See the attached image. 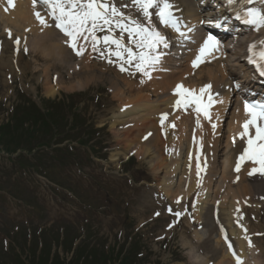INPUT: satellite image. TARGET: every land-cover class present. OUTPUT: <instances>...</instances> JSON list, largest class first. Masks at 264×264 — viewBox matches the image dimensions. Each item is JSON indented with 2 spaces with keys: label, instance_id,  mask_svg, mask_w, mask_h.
<instances>
[{
  "label": "rangeland",
  "instance_id": "374dc122",
  "mask_svg": "<svg viewBox=\"0 0 264 264\" xmlns=\"http://www.w3.org/2000/svg\"><path fill=\"white\" fill-rule=\"evenodd\" d=\"M15 3L23 4V2L20 0H15ZM31 9L32 7L31 8L28 7L26 16H24L23 14L19 12L13 15V18L15 19L14 21H16V24L20 26L21 28L24 27L23 22H25L27 19L32 21V19L30 18ZM1 10H3V8H1ZM132 11H134L137 16H140L139 22L141 24H146V26H148L149 22L145 20V18L137 10V8H133ZM154 25L155 23L152 17L151 27ZM32 32H33V35H36L35 29H33ZM49 41L50 40H47V41L44 40L42 41V43L49 45ZM32 50H34V48H32ZM55 60L62 67H64L65 64H68L70 61L69 60L68 62H65L59 54H56ZM51 66H53L51 68H58L60 70L59 65L54 62H51ZM5 68L7 67H5L3 64L0 66V101L6 98L10 103H13V101L17 97V92L20 90L23 91L27 87L28 81L30 79H31L30 84L33 85L31 89H34V90H31L30 88H26L28 94H31L32 96L39 95V94H42L41 92L43 88H46L45 84L47 82L42 80L41 71L34 73V74L31 71L28 75V71L22 72L20 74L22 70L21 71L16 70L18 74L15 75V73L12 72L11 80L9 79V81L5 83V79L3 76V74H5L6 72ZM188 71H189L188 64L183 65V68L180 71L179 76L185 75ZM178 73L179 72L175 73L173 77L177 78L176 75ZM222 73L225 78L228 77L225 67H223ZM38 75L40 76V79H41L39 82L34 80V78ZM51 75L52 73L50 74V76L47 73L45 80L50 79ZM60 75H61V71H60ZM219 75L220 73L217 74V79H219ZM117 79H119L118 76H117ZM168 79L170 81L173 78L170 79L166 77L161 88L160 87L155 88L153 87V85H150L151 81L148 82L150 84L147 83V85L144 86L145 88H141V90L136 88L131 93L133 102L141 101L145 97V94L147 97H150L149 101H152V100H155L156 98L155 95H158L159 92L162 93L160 95L168 93V89L166 86L168 82L165 83V81ZM204 79H206V77L205 78L203 77V79H201L202 80L201 82H203ZM152 88H154V90ZM119 89H120L119 94L116 91H114L113 93H110L107 95V97L111 95L113 98L116 99V102H115L116 105L119 104L117 100H120L118 99L120 95H121V98L128 97L127 95L125 96L122 95L124 91L121 88ZM165 89L166 91H164ZM220 89L221 88H219L218 91H220ZM103 91L106 92L105 89H103ZM138 93H143V94L137 95ZM147 93H150V95H147ZM165 96H164L165 99L163 100L164 104L170 100L172 102L174 97L171 94L170 96H167V95ZM105 99L107 98L105 97ZM147 99L149 98H145L144 100H147ZM146 105L147 104L143 105V108H141L143 109V111H139L141 115H139L138 113V115H135V117L132 118V121H134L135 124L145 122L143 123V125L144 127H147V130H148L150 129L149 126L151 123V118L154 119L155 115L158 112L162 111L164 108L161 109L158 106L147 108ZM140 106L141 105L137 107H140ZM114 107H117V106H114ZM135 107H136L135 105H132L130 109L127 108L130 111L124 114H121V115L124 116L128 113L129 115H131ZM170 108H173V105H171ZM103 113H104L103 110L99 109L97 106L93 108V118L95 120L99 119ZM105 116L106 114H104L102 118H104ZM187 116L190 117V115H188L187 113L181 112L178 117L176 116L173 117L174 119H176L175 120L176 122L172 121L173 124L176 125L177 127L180 126L179 127L180 128V138L179 140L177 139L176 141V142L179 141L180 144L182 143V140L186 138V136L182 138V135H185V133L187 132V129L190 126V122ZM136 118L137 120H134ZM169 120L170 119H167V121H165V125H166L165 128H166L167 134L171 135V129L168 125L169 123H172V122H170ZM218 123L219 122H217V125ZM224 123L225 121H223V126H225ZM213 124H214L213 122L207 121V122H202L201 125L207 131L208 129H213L211 127ZM239 124L240 122H237L233 118L229 117L226 123L228 127V130L226 132H228V134L225 136V138H229L230 136L232 139L238 138L239 133H240ZM207 125H210V126H207ZM143 129L145 128H143L142 126H137V127L135 126L130 129H125L124 131L121 132V135L117 138L116 142L113 141L112 135H110L108 132L101 131L94 135L93 144L95 145L94 146L95 148L98 147V150H100V147L102 146H106L109 149L110 148L114 149V151L117 150L116 149L117 147H119L118 150L119 149L124 150L125 149L124 147H127V146H120L121 145L120 143L122 142L119 139L130 138L131 141L134 140L135 142H137V139L140 136ZM156 129L157 128H155V130ZM223 129L218 128L217 131L219 133L217 136L219 137H217V140L215 141V146H217V148L221 145L222 142H223V147H224V149L221 152L222 154L221 153L218 154L219 163L215 162V166L212 165L210 167L211 170H210V173H208L209 176L204 178L203 180L205 181V186H206V181L208 183L209 179H211L212 183H214V178H215L214 176L215 174H218L217 181L215 179L216 181L215 185L213 184V192H211L210 194V196L212 197L211 202L213 204L216 202L220 203L221 201L220 206L222 208H225L226 206L230 204L231 200L233 199L241 200L242 198V201L238 205L241 213L242 214L249 213L245 215L246 219L251 223L252 222H254L255 224L257 223L256 229L258 231L264 230V225L261 226L264 223V175L257 174V175L252 176L251 178H248V177L246 178L244 176H241V179L236 184H231L229 182V178L231 174L240 175V174H243L244 171L242 172L234 171L233 168L231 167L232 160L228 159L227 154L234 156L236 153L242 150L243 143L241 140L238 139L239 143L233 145L232 147L230 145L228 146V142L226 140L222 141V139H220V136L222 133L220 131H222ZM215 131L216 130L213 129L212 132L215 133ZM212 132L211 134H213ZM204 133H205L206 138H208L209 137L208 133L205 131ZM171 141L172 140H169V142ZM204 141L205 143H207L205 138H204ZM227 146L229 150L228 153L227 151H224ZM130 148L131 147H129L128 149ZM150 148L154 152V153L151 152L150 156L146 158L143 157L142 154L144 155L150 154L149 149H143L141 150L142 154L140 153V151H138L137 155L136 154L134 155L135 159L128 161V163L124 166V170H127V174L131 176V178L133 179L131 186L125 183V181L122 182L120 180L121 177H118L114 175L113 173H111V170H112L111 168H113L111 167V165H109V168H108L109 173H107V178L98 176L95 174L94 171H88L85 168H81V167L79 169H76L75 167L71 169L68 166L64 168L63 174L65 175L71 174L72 176H75L76 179L73 181L76 184H78L80 188H83V187L86 189L92 188L95 190V192L98 195H100V199L96 197V202L94 203V206L97 207V209L89 208L87 204L90 201V199H88V197L86 196H78L80 200L78 202V201H75L73 197L68 198L67 193H65L61 189H57L55 187L54 189L47 188L46 186L43 185L44 182L38 179L36 175L37 173L33 171L32 167L27 168L26 166L22 168L15 161L7 159L5 155H2V153H0V192H4L7 195V196H4L5 201L0 197V235H5L7 237L11 236V239L13 241L15 239L17 240V246L19 248L18 251L20 253L21 258L25 262H28V259L31 258L29 257L28 255L29 252L27 251V248L29 246L21 245L19 241V237L24 241L23 239L24 233L26 234L33 233L36 235V232L38 229L45 228V227H47V230H46L47 233L51 235H55L56 238L61 237L60 235L64 234V232H62V229L73 231L71 234L72 238L79 236L80 239H83V242L81 241L80 244H82V246H85L87 248H93L95 250L96 256L99 257V256L104 255L106 252H108L110 246H112L114 242H117L118 246L120 244H125L126 242L125 234L129 230L130 226L133 225L132 231L133 229L139 228L140 234L142 235L143 239L146 241L150 250H152L153 255H152V258L150 259H153L154 257H156L160 261V264H186L185 263L186 257L183 254L185 249L182 247L183 245H182L181 239L183 238V235H185L184 230L186 231V233L188 232L192 233L194 230L198 229V226H194V224H192V221H194V218H192V215L190 218H187L186 216H182L184 220L181 221L182 222L181 225L173 227L169 231L167 230L168 233L163 238L154 239L156 236L161 234L164 226L169 223L168 221L170 219V216L172 214H175L174 209L173 210L168 209L169 204L170 206L177 205L178 201L186 199V196H183L185 192L183 188L181 187V184H182L181 180L179 181L181 183L180 184L178 183L175 186V188H173L170 185H167V187H164L162 189L166 191V194L170 195L168 197L169 200L167 201V205H166L167 214L165 215V217L160 216L157 219L153 220L150 218L152 210L149 211L145 207L138 208L136 204L137 203L136 198L140 199V195L143 193L144 190L146 189L156 190V186H158L159 184H162V180L165 178V173L167 174L166 181L168 180V183L170 182V184L174 180V178L169 177L170 175H172V173L173 174L178 173L179 174L178 179H181L184 173V171L182 170L183 168L182 163H180L177 160L175 161L171 160L170 157L167 158V160H165L166 156H168L171 153V151H172V155H176L177 145H173L171 143L169 149L167 150L168 152H166L165 150L166 148L165 143L161 144V143L153 142ZM128 149H125V150L128 151ZM85 150L87 152L86 154H83L82 157L77 158L76 156H74L75 159L74 158L72 159H74L75 161L79 163H82V165H84L83 163H86V164L90 163L95 168L99 167V165H102L103 167V164H100L99 162L93 161L91 159L95 153L92 148L85 149ZM75 152H77V149L75 150ZM150 157L153 158L154 160L153 159L148 160V158ZM31 161H33V159ZM181 162H182V159H181ZM176 167H178V169H176ZM121 168H123V166ZM50 169H52L50 164L48 166V169L46 168L43 169L40 166V171L42 175H45V172H47V170H50ZM115 170L117 169L115 168ZM181 170H182V174H181ZM56 175H61V174L58 173ZM52 176H54L53 173H52ZM168 178H170L171 181H169ZM104 179H107L108 182L104 183L103 182ZM190 180H191V183L189 186L195 187L196 182H194L193 177H191ZM251 181L253 182V184L251 183ZM211 187L212 186H210V188ZM177 191L181 192V195L179 197L178 195H176ZM35 193H37L38 195V200L42 199L44 201V205L38 206L37 203L33 202V204L23 206L22 204H27V202H29L27 201V198L29 196L32 198L35 197ZM11 195H18V196L15 200L14 198H12ZM45 195H46L47 201L52 200L55 203V205L57 206L56 208L51 203L50 204L51 210H49L48 206L45 204V199H44ZM87 195L91 198L89 194ZM126 202H128V205L125 208ZM170 202H172V205ZM107 205L108 207L104 211L99 210L101 206H107ZM65 208H67V211L63 213V210ZM206 209L207 208H205L204 214H203L204 218H206ZM250 212H253V213L251 214ZM223 213L226 215L228 214L227 212L224 211V209H223ZM128 216L130 217V219L128 218ZM14 226H16V228L19 227L18 233L16 234H13ZM21 228L23 230V234L19 236ZM46 238H47L46 242H49V241L52 242L48 234H46ZM39 241H41V239L38 240V242L34 241V243L32 244L33 248L35 249L37 248V245L35 244L36 243L39 244ZM77 241H79V239ZM7 242H10V241H7ZM262 242H264V240H260V243ZM56 244L57 242H55L54 246H52L53 253L55 250L59 251V248L56 247ZM126 246L127 245H125L124 247ZM257 246L259 248L254 246V250L261 248V244ZM211 249L216 250L215 248L214 249L211 248ZM60 250H61V247H60ZM206 251H207L206 249H202L203 253H206ZM60 254L64 258V261L67 263L72 256V254L70 253L63 252ZM187 254H190V252L189 253L187 252ZM189 256H191V254L188 255V258L191 264H193ZM221 260L222 258H220L219 256L218 259L214 261V263L220 264ZM0 264H6V262L0 261ZM78 264H83V261L82 262L79 261Z\"/></svg>",
  "mask_w": 264,
  "mask_h": 264
},
{
  "label": "snow or ice",
  "instance_id": "6c2138e0",
  "mask_svg": "<svg viewBox=\"0 0 264 264\" xmlns=\"http://www.w3.org/2000/svg\"><path fill=\"white\" fill-rule=\"evenodd\" d=\"M6 2L8 7L4 10L7 12L9 8L14 7V0H6ZM236 2L237 0H225L228 5H234ZM37 3L46 9L47 16L54 21V26L68 37V46L77 55L83 54V46L77 50V41L80 39L90 41L93 51L101 52L102 56L103 51L99 47L100 45L109 47L115 45L114 51H108L109 56H115L129 65L135 62L136 71L150 78V70L160 63L163 56V53H158V49L161 45L165 48L168 47L166 37L155 27L145 26L139 21L124 16L111 3V0H32L33 9ZM239 3L242 7L236 14L237 20L248 25L253 31L264 27V0H239ZM257 3L262 7H244ZM133 4L149 22V25H151L153 16V12L150 10H155V16L162 25L174 30L182 37L185 36V33L180 29L179 18L174 14V5L171 0H133ZM33 14L39 23L45 27L48 26L39 11H34ZM113 28L119 29L121 33L119 38L112 35ZM104 30H107L108 34L98 38L96 33ZM124 33H127L130 43L134 44L138 51L134 52L131 47L124 44ZM16 43L19 44V39L16 40ZM218 51V41L209 35L192 63L193 68L207 62V57L215 58L213 54ZM246 52L247 62L256 67L261 75H264V41L249 43L246 46ZM125 53L127 54L126 59ZM109 62L112 61L109 60ZM120 70L126 71L127 69L121 65ZM210 88L211 85H204L197 91L189 89L183 84H177L173 90V95L177 97L173 107L176 110L192 108L196 113L202 114L205 119H210L209 109L214 103ZM245 112L248 119L241 125L242 130L239 133V139L244 141L245 147L237 159L235 171L239 172L244 163L251 162L259 167H254L248 174L251 176L259 171L264 175V103L246 102ZM160 119L163 127L168 119V114H162ZM168 126L174 127L175 125L169 124ZM202 170L198 161V177Z\"/></svg>",
  "mask_w": 264,
  "mask_h": 264
},
{
  "label": "bare ground",
  "instance_id": "6f19581e",
  "mask_svg": "<svg viewBox=\"0 0 264 264\" xmlns=\"http://www.w3.org/2000/svg\"><path fill=\"white\" fill-rule=\"evenodd\" d=\"M20 1H22L24 5L21 4V3H17L16 5H17V8L18 9L13 13V15H15V14H17V12H19V13L23 14L24 16H26L27 15V9H28V7H30V8L33 7L32 6V2H31V0H20ZM209 1L210 0H205L203 2H207L206 4L209 5V4H211V3H209ZM171 3H173V5H174V8H173L174 14L177 15V17L179 18L181 31L184 32L186 38L188 40H190V43L188 44L189 46H187V48H189V47L194 48V47H196L198 45L199 46H198V48L196 50H194V52L190 53L188 51L187 52L188 54L187 53H181V55L176 54V53H173V51L176 50V49H173V50H171V56H169L167 54H164V51H166L164 49L165 47L163 49H160L159 48L158 53H163V56H162V59H161L160 63L157 66V69H153V71H152L153 72V75H154V76H152V79L153 80L157 77L155 74H158L159 75L160 72H163L164 73V69L163 68H164L165 64L167 65V64H175L176 63V61H174L173 58H180L182 55L186 54L187 56H189L187 58V60L189 58H191L190 61L193 63V61L196 58V56L194 57V53L197 51L196 52V55H197V53H198V51L200 49V46L207 39V37H205L204 40L201 39L200 41H198L197 38H196V34L198 33L199 28H200L198 26V22L201 20L200 15H199L200 14V8H202L201 7L202 6L201 2L199 3V2H197V0H171ZM213 6L217 8L216 10H213L215 12L214 13L206 14L207 16H210V14H213L214 19H212L210 21L212 23H216L218 20H220V19H222V18L225 17L226 11L224 9L225 7H223V6H226L227 9L231 8V6L234 7V12H238L240 10V8L242 7L241 4L239 3V0H237V2L234 5H228L227 3H225V0H217L216 3H213ZM251 6H255V7L258 6V7H260V5H257V4H255V5H248V6H244V7H251ZM35 10H40L41 16L44 17V19L46 20V22L48 24L47 29H45L43 31V33L51 30V31H53L54 35H57L56 30H54V28H52L53 26H51V24L48 22V19H47L48 16H45L44 15V13L42 12V9L39 8V7H35ZM205 22H208V21H205ZM224 27L226 28L227 26L224 25ZM234 31H235L236 34H234L232 36V39H234L236 37V35L238 33H240L242 30L235 28ZM170 32L173 35V37L176 38L178 41H181L182 40L183 37L180 36L179 33L175 32L172 29H170ZM215 39H216V41H218V46H219V51L218 52H215L213 54L215 58L207 57V62L201 64V67L199 69H196V68L194 69L193 66H192V64H190V62H189L188 63V70L189 71L186 74H188V75L191 74L192 75V73H193V75H192L193 78L192 77H189L188 82L187 81L185 82V80L182 79V76H178L177 78H174L173 77L174 74L177 73V72H179V71H173V75L172 76H170V74H166V75L168 76L167 78H169V77L173 78L172 79L173 81L171 82V87L172 88L170 90L171 91V95H172L173 90L175 89L177 83H180L181 81H184V84L183 85L185 87H187L189 89H196L198 91L201 87H203V86H199V85H202L203 84V82H201L202 81L201 79H203V77L204 78L206 77V79H204V80L207 81V84H205V85H211L210 93L212 94V96L214 98V103L210 107V116H211V118L208 120V122H213L214 123L213 125L216 124L215 127H213V125L211 126L216 131H215V133L212 132L213 129H208L206 131V129H204L202 127V125H201L202 122H204L205 120H203L201 117H199V115H197L195 117L196 118V121H199V123H197L196 126H197V129H201V128L204 129V131L208 133V136H210V134L212 132L213 134L216 135V140H217V137H219V136H217L218 133H219L217 130H218V128L219 129H223L224 128L223 121H224L225 118L231 117L235 121L240 122L239 127H240V132H241V125L245 121L243 119H245L247 115L246 116L243 115V111H245V107H244L243 103H240L239 105L235 103V106L233 107V109L232 110L230 109L231 106L233 105V103L235 102V100L237 101V98H239V96L236 94L235 98L234 99H231L234 96L232 93H235V92H233V82H231V80H229L228 77L225 78L224 75H223V73H222V69H223L224 66L227 65V62L228 61L227 60H224L223 61L220 58L221 55L223 53H225V49H223L221 46L223 45L226 48L228 44L226 45L225 40H221L220 38H217L216 37ZM45 40L47 41L49 39H45ZM234 42H235L236 47H240L241 43H240L239 39L235 38V41ZM175 45H177V44H175ZM65 46H66L65 44L63 46L61 43H59V44L56 43V44H53L52 47H53V51H55L56 54H59L65 62H68L71 59L72 56L70 55L68 49ZM242 49H244L243 44H242ZM237 51H238V49H236V51H233L232 50L231 53H233V54H230L228 56H230V57L231 56H235L236 58L239 59V55H238ZM181 59L185 62L184 57L181 58ZM184 62L183 63H180L179 66L185 65ZM51 67H53V66H51ZM182 68L180 69V71L182 70ZM241 70H244V67H241ZM219 73H220L219 79H217V74H219ZM227 74L229 75L228 72H227ZM241 74H243V75H241L240 78L243 77V80L246 81V78L247 77L245 76V72L244 73H241ZM59 76L61 77V75H59ZM165 79L162 78V80H159V81H157L155 79L157 81V83L160 85V88L162 87V84L164 83V80ZM243 80H240V81H243ZM168 81H169V79L166 80L165 83H167ZM240 81H238V82H240ZM181 83H183V82H181ZM158 84H156L155 82L152 83V85L155 88H158ZM167 84H166V86H167ZM219 88H223V91L222 92L221 91H218ZM46 91H47L48 94H50V93H52V88L51 87H47L46 88ZM167 96H169V95H167ZM165 104H168L170 106L173 105L174 104V98H173L172 102L170 100V101H167ZM142 108H143V106H142ZM165 109H167V107H165ZM165 109H163V110H165ZM168 109H169V107H168ZM171 110H172V112L174 111L175 113L177 111V113H176V115H173V113H171L169 111V113H168V119H170L169 120L170 122H172V121L176 122L175 121L176 119H174L173 117L174 116L178 117L181 112L187 113L188 115H192L191 108H189L187 110H176L173 107V108H171ZM128 111H130V110L129 109H125L124 111L121 112V114H124V113H126ZM138 111H143V109L140 108ZM247 118H248V116H247ZM134 120H137V118L134 119ZM217 122H219L218 125H217ZM143 123H145V122H143ZM169 124H173V122L172 123H169ZM207 126H210V125H207ZM165 127H166V125H164L163 128H162L163 135L165 137H168L171 140L172 139H175L177 141V138L175 137L177 134H175V132H172L171 131V135H168L167 132H166V128ZM149 130L150 129H148V131ZM227 130H228V127H227ZM187 131H188V129H187ZM220 132H224V129L222 131H220ZM186 134H187V132H186ZM170 136H171V138H170ZM204 138L205 137H203L201 139L200 137H198V140H197L198 147L204 148L207 145V143H205V141H204ZM238 139H239V137H238ZM195 141H194V144H195ZM242 143H243L242 150L239 151L238 153H236V155L243 151V148L245 147V143H244V141H242ZM195 149H196V146H195ZM167 158H169V157H166L165 160H167ZM176 169H178V167H176ZM186 169H187V167H186ZM207 174H208V172L206 173V175ZM212 176H213V174H212ZM191 177L192 176L185 175V180L186 179L188 180V186L191 183V180H190ZM204 178H202V179L204 180ZM168 179H169V181H171L170 178H168ZM189 180H190V182H189ZM164 183L162 185L163 188L164 187H167V185H170L171 186V184H172V183L170 184V182L168 183V180L165 181ZM213 184L214 183H212V180L211 179L208 180V183L206 181L205 189L201 193L202 194V199H204V198L207 197L206 200H208V198L210 196V190L213 192V190H212ZM210 186H212V188H210ZM163 192H164V195L165 196L168 195V194H166V191L165 190H163ZM179 192L180 191H177V194ZM208 192H209V194H208ZM200 199H201V196H199V199L198 200H200ZM206 204H208V203H205L201 207V210H203V214H204V210L206 208ZM203 219H205V218L204 217H201V219H199V220H203ZM232 233H233V235L235 237H236L237 234H239V232L237 230H232ZM198 235H199V232L198 231L195 234H193V236L196 237V238L198 237ZM255 236H257V233H255ZM244 242H246L245 239H244ZM235 243H236V247L238 249V252H237V254L235 256L232 257V259L229 257V255L226 253V251H225V255L223 257V256L219 255V253L216 250L210 249L212 251L213 257L215 259L216 258L218 259V257L220 256V258H222L220 264H264V259H262V258L259 257L260 254H261V251H257V252H255L257 254H255L254 253V249L251 250L246 245L241 244V241L238 240L237 238L235 239ZM256 247L259 248L258 246H256ZM190 254H191V256H189V257H190V260H192V263L193 264H207L208 261H209V259H206L205 257H201V256L197 255L196 253L190 252ZM190 254H188V255H190ZM193 257H194V259H193ZM232 260H233V262H232ZM214 264H217V263H214Z\"/></svg>",
  "mask_w": 264,
  "mask_h": 264
}]
</instances>
